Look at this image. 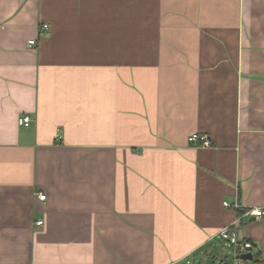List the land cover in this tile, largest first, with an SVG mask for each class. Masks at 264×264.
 <instances>
[{"label": "crops", "instance_id": "obj_1", "mask_svg": "<svg viewBox=\"0 0 264 264\" xmlns=\"http://www.w3.org/2000/svg\"><path fill=\"white\" fill-rule=\"evenodd\" d=\"M224 202L264 209V0H0V264L206 262Z\"/></svg>", "mask_w": 264, "mask_h": 264}, {"label": "built area", "instance_id": "obj_2", "mask_svg": "<svg viewBox=\"0 0 264 264\" xmlns=\"http://www.w3.org/2000/svg\"><path fill=\"white\" fill-rule=\"evenodd\" d=\"M41 30L47 31L48 26L42 25ZM35 45L34 40L28 41V46L32 47ZM31 122V119L29 116H22L19 117L17 120V123L19 126H25L28 125ZM188 143L194 145V146H200L203 148H208L211 146V139L207 135H191L188 137ZM38 199L44 200L45 195H38ZM225 208H232L235 211L240 212L237 216V219L231 224L226 227H223L218 232V238L220 241L226 243L231 249L232 254V264H256V260L254 258V255L252 253L253 244L248 240H242L240 239L237 231L234 229V227L237 225L240 215L248 214L251 215L255 220H259L264 216V209L262 208H252L248 210H243L237 203L230 205L227 202L223 203ZM36 226L40 227L42 226V221H37L35 223ZM250 253L252 255L251 259H246L243 256L245 254Z\"/></svg>", "mask_w": 264, "mask_h": 264}, {"label": "rangeland", "instance_id": "obj_3", "mask_svg": "<svg viewBox=\"0 0 264 264\" xmlns=\"http://www.w3.org/2000/svg\"><path fill=\"white\" fill-rule=\"evenodd\" d=\"M210 246H213V250L206 262H200L197 258L194 262V260H192L193 257H191L188 263L183 262L181 264H221V261L222 264H232L231 248L222 246L221 241L216 238L212 241Z\"/></svg>", "mask_w": 264, "mask_h": 264}, {"label": "water", "instance_id": "obj_4", "mask_svg": "<svg viewBox=\"0 0 264 264\" xmlns=\"http://www.w3.org/2000/svg\"><path fill=\"white\" fill-rule=\"evenodd\" d=\"M243 257L246 258V259H251L252 255L250 253H248V254H245Z\"/></svg>", "mask_w": 264, "mask_h": 264}]
</instances>
